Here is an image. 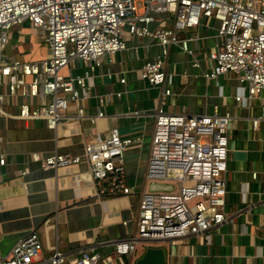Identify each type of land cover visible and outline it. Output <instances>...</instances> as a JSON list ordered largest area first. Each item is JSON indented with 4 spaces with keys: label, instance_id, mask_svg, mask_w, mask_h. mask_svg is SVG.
Returning <instances> with one entry per match:
<instances>
[{
    "label": "built area",
    "instance_id": "1",
    "mask_svg": "<svg viewBox=\"0 0 264 264\" xmlns=\"http://www.w3.org/2000/svg\"><path fill=\"white\" fill-rule=\"evenodd\" d=\"M158 15L169 18L167 27L160 24L165 17L150 27ZM206 18L217 21L218 42L207 54L212 65L202 75L214 79L226 72L233 74L239 84L233 99L245 106L246 100L259 98L264 91V0H0V114L24 122L40 120L53 129L70 121V104L80 116L88 79L103 56L125 49L124 34L150 36L158 46L157 54L138 73L140 80L159 89L160 97L151 113L143 175L147 182H174L176 187L140 192L135 231L114 240V255H129L141 241L200 235L208 242L210 230L226 219L223 172L230 116L167 113L161 100L173 93L172 78L164 65L169 45L177 44L190 54L187 42L196 35L180 38L178 32ZM24 21L38 29L46 45V56L39 60L21 61L2 53L9 29ZM64 67L81 71L62 75L59 72ZM118 82L124 83V78ZM3 106L16 111L7 113ZM259 107V118L264 119V96ZM102 116L98 108L91 121ZM257 119L251 120L252 127ZM136 141L112 126L89 136L80 154L31 152L29 159L40 169L84 163L98 183L99 196L126 195L130 188L124 177L123 151ZM4 161L0 153V166ZM40 252L39 237L30 230L0 254V264H37ZM98 260L97 253L84 250L67 260L54 249L48 264H96Z\"/></svg>",
    "mask_w": 264,
    "mask_h": 264
},
{
    "label": "crops",
    "instance_id": "2",
    "mask_svg": "<svg viewBox=\"0 0 264 264\" xmlns=\"http://www.w3.org/2000/svg\"><path fill=\"white\" fill-rule=\"evenodd\" d=\"M163 17L165 21L160 24L167 27L169 18L165 15L155 17L150 27H155ZM217 26L216 20L206 18L178 32L180 38L196 37L187 42L190 54L177 44L169 45L164 65L172 78L173 93L161 99L167 113L187 117L213 113L230 116L223 172L226 219L210 230L208 242L200 235L141 241L129 255H114V240L135 231L139 195L149 188L150 182L143 174L152 129L151 113L160 99L159 89L138 76L141 65L157 54L158 46L150 36L129 34L123 35L125 49L103 56L93 70L87 98L80 102V116H76L77 110L70 104V121L49 129L40 120L24 122L0 114V153L5 159L0 166V236L36 232L41 242L37 264H48L54 249L67 260L84 250L98 254L96 264H136L150 248L160 252L152 264H264V119L259 118L264 91L259 98L246 100L244 106L233 99L239 91L233 74L226 72L214 79L202 75L212 65L207 54L218 42ZM37 37L26 21L14 24L2 53L21 61L43 58L46 45ZM80 71L62 68L65 75ZM121 76L122 84L118 82ZM98 98H103V102H98ZM98 108L103 116L91 121ZM4 110L16 111L8 106ZM255 118L258 119L252 127L251 120ZM112 126L122 136L137 138L123 151L124 177L130 188L126 195L99 196L98 183L84 163L40 169L29 159L31 152L80 154L89 136Z\"/></svg>",
    "mask_w": 264,
    "mask_h": 264
},
{
    "label": "water",
    "instance_id": "3",
    "mask_svg": "<svg viewBox=\"0 0 264 264\" xmlns=\"http://www.w3.org/2000/svg\"><path fill=\"white\" fill-rule=\"evenodd\" d=\"M171 185L164 182H150L148 191H167L171 189ZM24 232H13L7 233L0 236V254L4 255L13 243L22 235ZM158 254V255H157ZM160 256L158 250L147 249L140 259L136 261V264H152L157 261ZM159 263L160 259H159Z\"/></svg>",
    "mask_w": 264,
    "mask_h": 264
},
{
    "label": "rangeland",
    "instance_id": "4",
    "mask_svg": "<svg viewBox=\"0 0 264 264\" xmlns=\"http://www.w3.org/2000/svg\"><path fill=\"white\" fill-rule=\"evenodd\" d=\"M30 27H31V29L34 31V34H35L36 36H38L37 38H39V39L41 40V42H43V41H42V37H41V35L38 33V29L29 25V28H30ZM123 39H124V38H123ZM31 55H32V56L35 55V51H32V52H31ZM39 59H41V58H39ZM39 59H37V60H39ZM22 61H34V60H32V59H23ZM59 73L62 74V75H65V74L62 73V69L60 70ZM5 107H6V106H3L4 109H5ZM164 183H168V184H170V185L172 186L171 189H175V187H176V184H175L174 182H164Z\"/></svg>",
    "mask_w": 264,
    "mask_h": 264
}]
</instances>
